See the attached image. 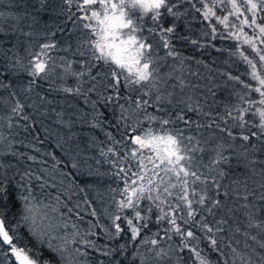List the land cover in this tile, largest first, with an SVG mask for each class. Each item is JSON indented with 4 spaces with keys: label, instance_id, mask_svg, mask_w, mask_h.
I'll return each mask as SVG.
<instances>
[{
    "label": "trees",
    "instance_id": "1",
    "mask_svg": "<svg viewBox=\"0 0 264 264\" xmlns=\"http://www.w3.org/2000/svg\"><path fill=\"white\" fill-rule=\"evenodd\" d=\"M78 1L0 0V92L13 94L23 104L19 119L24 135L17 142L20 149L13 155L14 158L3 157V164L0 165V189H3L0 191V211L6 226H12L21 209L20 174L30 173V167L27 166H38V159L44 149L60 152L53 140L41 131L38 123L43 118L39 115L41 102H49L51 99L52 103H59L65 100L68 101L69 108L87 116L91 115L92 107V117H96L95 122L99 128H93V125L87 127V124L93 123L85 117L80 118V129H89L94 135V141H101L100 145L110 144L116 154L124 157V160L116 164L124 162V169L134 172L139 170L141 153L137 152L136 158L132 157L135 146L130 137L137 135L139 130L135 128L134 132V124L128 119L124 118L123 121L115 100L124 101L128 107L135 109L136 100H147V105L137 109L141 114L168 120L166 125L185 129L199 136V146L195 147L193 155H189L192 157V170L201 177L195 184L191 183L194 178L189 177L188 193L195 210L194 216L189 218L186 205L177 200L180 194L178 189H170L172 195L162 205L165 212L175 216L182 232L192 230L196 238L181 236L167 219L157 222V217L161 215L155 206L158 201L143 199L137 208L146 219L137 224L141 226V231L135 239L131 238V230L124 226V236L120 237L124 238L127 245L124 253H132L138 239L151 237L159 240L165 237L178 248L179 262L182 264H200L191 251L193 248L209 264H245L246 261L248 264H264V259H261L264 257V248L260 247L264 243V228L256 226L264 224V133L259 128V112L264 110V104L260 101L264 97L255 91L260 87L259 81L253 79V69L240 55L243 52L252 60L256 64L255 71L264 77L259 57L249 44L244 43L243 33H247L248 38L253 39L256 47L262 50L264 43H261V39L264 37L259 36L257 27L241 25L245 17L252 16L247 11L244 0H236L238 13L230 0H169V6L174 5L172 12L175 15L170 14L166 8L160 10L161 17L156 22L150 19V14L145 15L147 29H151L149 36H155L154 39L148 38L161 43L166 39L168 50L175 55L174 60L185 70L181 71L184 73L183 77L178 78L174 69L179 64L172 63L171 66L166 62L162 77L163 89L155 93L153 89L144 91L135 85L125 86L122 78L118 89L111 88L106 84L104 76L97 74L96 68L90 71L91 77L94 74L98 76L95 81L97 88L91 91L89 89L88 93L81 87L76 92L66 91L77 79L71 78L70 84L55 86L42 74L35 77L32 75V57L40 53L43 43L51 39L58 40L61 44V30L70 25L71 18L82 21L77 16ZM209 8L213 14L205 18V12ZM225 17L226 21L221 23ZM256 18L257 24H264V11H257ZM168 27H173L174 31H162ZM237 33L240 39L236 38ZM233 77H239V80ZM28 94L31 97L30 106L26 103ZM83 96L89 100L87 106L84 105L86 98ZM109 96L112 97L111 100L108 99ZM242 109L247 111H241ZM74 116L75 114L73 119ZM241 116L243 120L239 119ZM241 123L244 124L243 127L240 126ZM105 130L111 137L106 139V135L102 134ZM253 132L257 135L251 136ZM243 135H249L250 140L244 141ZM28 140L34 142L35 146L25 148L24 144H29ZM30 151L36 155V159L31 160L27 156ZM148 167L151 168V165ZM163 174L160 173L161 176ZM132 179L135 177L129 172V180ZM167 180L168 176H165V181ZM172 181L176 183L175 177H172ZM201 181L208 184V198H205L203 205L198 202L200 196L206 194L200 186ZM156 182H159L158 178ZM193 189L195 196L192 195ZM149 194L157 195L156 192L144 195ZM214 201H219L218 207L213 206ZM177 204L180 207L174 212L170 211V206L175 208ZM149 208L152 209L150 212ZM209 208L212 210L209 211ZM133 211L130 209V212ZM184 220H188V223L185 224ZM144 223H147L146 228L142 226ZM204 224L212 227L213 232L209 233L202 227ZM217 228L221 230L217 232ZM17 234L20 239H14L13 242L18 247L39 252L41 262L48 260L51 264H61L57 255L37 241L24 226L17 229ZM210 238L217 240V246L211 244ZM105 246L109 247L108 244ZM0 249L7 254V259L0 256V264H15L9 248L0 244ZM90 251L92 260L96 256L102 257L96 254L94 248ZM115 251L114 254H119L115 256L124 260L121 249L116 248Z\"/></svg>",
    "mask_w": 264,
    "mask_h": 264
},
{
    "label": "rangeland",
    "instance_id": "2",
    "mask_svg": "<svg viewBox=\"0 0 264 264\" xmlns=\"http://www.w3.org/2000/svg\"><path fill=\"white\" fill-rule=\"evenodd\" d=\"M113 2H117V0H113ZM77 4L79 5L77 6L79 13L77 16L82 21H75L74 17L71 18L70 25H66L67 28L63 27L61 30L62 35L59 37L61 44L58 40L51 39L43 43V45L51 44L54 47L44 49L46 55L40 57L46 63V70L41 74L55 86L70 84L69 79L71 78L77 79L75 85L70 84L72 85L70 87L71 91L76 92L75 90L82 88L84 92L87 90L88 93V90L93 86H95V89L97 88L96 79L93 80L92 77H98L95 74L91 77L90 69L96 68L97 74L103 75L108 85L112 83V78L110 66L102 60L95 59L99 53L95 51L92 44L99 37L93 34V29L84 27L85 24L89 23L95 27V21L86 20L84 17L90 16L92 10L102 11V9L97 4L90 6L88 10H83V0H79ZM139 14L137 13V15ZM144 18L145 16L141 21L142 31L138 35L152 45L151 67L155 70L153 73L155 79L151 80V83L141 82L134 85L144 91L153 89L155 93V91L160 92L163 89L164 66L167 63L171 66L172 63H179L174 60V54L169 55L170 51L168 47L164 46V43L150 40L154 39L155 36H149L151 32L147 29ZM41 48L39 52H41ZM36 56L37 54L32 57V66L36 62ZM111 67H114V65ZM174 70L178 78L183 77L184 73L181 71H185L184 67L179 64ZM79 73H84V75H78ZM125 75H128V73L125 72ZM121 78L123 79V77ZM261 90L264 91V88ZM83 97L86 98L84 105L87 106L89 100L87 97ZM27 99L28 102L26 103L30 106L31 97L29 94ZM262 100L264 99L262 98ZM115 101L118 103L123 121L124 118L128 119L134 124L133 129L137 128L139 130L137 135H143L147 131H151L153 135L180 133L183 138L182 147L189 150L187 155H193V149L199 146L198 134H196L197 137L193 133L185 131V129H177L174 126L162 124L160 117L155 116L157 119L151 120L148 116L141 114L135 107H128L124 101L118 99ZM17 104L21 107L23 105L19 103L13 94L0 92L1 166L3 157L12 158L13 155H16V152L20 149L17 142L24 137L22 122L19 119L22 110L21 107L17 108ZM69 106L68 101L65 100L52 103L50 99L49 102L40 103L39 115L43 118L38 123L42 129L41 131L53 140L60 152L55 153L44 149L38 159V166L36 168L27 166L30 167V173L20 174L18 180L21 185L19 188L21 209L11 227H15L24 214L25 201L23 198L28 197L29 202L40 208L41 213H47V218H41L38 214L36 230L38 233L44 230L48 234L43 237V242L37 240L36 237L34 238L47 247L49 239L55 246H60L64 243V240L69 241L66 255L74 256L78 264H95V261L104 262L103 264H125V261L126 264H142V261L143 264H182L179 262L178 248L173 241L165 239V237L159 240L151 237L138 239L132 253L129 255H126V252L124 253L127 245L124 238L121 239L120 237L124 236V226L129 228L124 218L133 219L134 224L140 222L135 219L134 211L130 212V208L119 207V201L124 199L121 191L125 187V179L123 173L120 175H117V173L121 168H124V162L118 164L116 162L124 160V157L121 154H116V150L109 146L110 144L100 145L101 141L99 143L95 142L94 135L89 129H87L88 131L80 129L82 123L80 118L85 117L90 123H93L87 124V127L93 125L95 126L93 128H99V125L95 122L96 117H92V107L89 117L74 108H69ZM90 106L92 105L90 104ZM14 108L16 109L15 112L13 111ZM106 130L102 131V134H105L107 139L111 136ZM28 143L32 146L24 144L25 148L35 146L34 142L28 140ZM134 146V149H138L137 145L134 144ZM109 149H112V151L110 152ZM142 152L147 153L144 154L145 156L154 155L149 148L139 149L138 153ZM27 156L31 160L36 159V155L32 151ZM128 182L131 181L128 180ZM137 183L146 184V182L138 181ZM172 183L175 182L172 181ZM200 186L204 189V193L208 191L206 182H201ZM204 197L208 198L207 193ZM0 216H2L1 211ZM116 216L121 217L120 220L115 221V223L120 224L122 229L119 234L116 233L113 223ZM49 225H54V229H49ZM22 226L29 231L27 226L23 224ZM130 235L132 236V233ZM53 237L54 239H52ZM152 240H156L157 243L153 245ZM105 244H108L109 247ZM122 245L123 247H121ZM77 248L84 254L75 253ZM93 248L96 254L102 255V257L96 256L92 260L90 250H93ZM116 248L121 249L124 260L120 256H115V254L119 255L114 254ZM161 250H163L161 256L157 257L156 253L161 252ZM54 254L61 260L57 253ZM0 256L7 259V254L1 249Z\"/></svg>",
    "mask_w": 264,
    "mask_h": 264
},
{
    "label": "snow or ice",
    "instance_id": "3",
    "mask_svg": "<svg viewBox=\"0 0 264 264\" xmlns=\"http://www.w3.org/2000/svg\"><path fill=\"white\" fill-rule=\"evenodd\" d=\"M230 2L232 3L235 12L238 13L239 7L237 6L236 0H230ZM244 3L247 5V11L252 13V16L251 18L245 17L241 21V25L257 27L259 29V36L264 37V24H257L256 18L257 11H264V0H244ZM97 4L102 11L92 10L90 16L84 17L86 20L95 21V27L91 23L85 24L84 27L93 29V34L99 37L94 41L92 46L95 51L99 53L95 59L102 60L105 64L110 66L112 83L109 87L118 89L122 83L121 77H123V83L125 86L134 84L138 85L141 82L151 83V80L155 79L153 75L155 70L151 67L152 45L138 35V33L142 31L141 21L145 15L150 14V19L153 22H156L158 18L161 17L160 10L165 8L170 14L175 15V13L172 12V7H174V5L169 6V0H117V2H113V0H83V10H88L90 6ZM137 13L140 14L137 15ZM209 14H213L210 8L205 12V18H207ZM226 19L227 18L225 17V20L221 21V23H224ZM162 31L172 33L174 28L168 27ZM213 32H215V29H213ZM240 32H243V27L240 28ZM243 35L244 43L249 44L253 51L256 52L259 61L261 62V68L264 69V50L257 48L254 40L248 38L247 33H243ZM236 38L240 39L239 33L236 34ZM261 43H264V39H261ZM164 46L168 47V41L166 39L164 40ZM52 47H54V45H42L41 52L37 54L36 62L32 66V75L34 77L45 72L46 63L43 59H40V57L41 55H46L44 49ZM172 54L173 53L169 52V55ZM240 55L253 69V79L259 81L260 87H257L255 91L259 92L260 95L264 97V91L261 90L264 88V77L255 71L256 64L252 60L245 56L243 52H241ZM113 65L114 67H111ZM125 72H127L128 75H125ZM78 75L82 76L84 73H79ZM92 79L95 80L96 77L93 76ZM233 79L239 80V77H233ZM94 87L95 86H93V89H90V91L94 90ZM246 87L251 86L246 85ZM66 91H71V89H66ZM77 91H79V89H77ZM108 99L111 100L112 97L109 96ZM157 99H160V97L157 96ZM260 103L264 104V100H261ZM135 104L136 109H140L143 105H147L148 101L143 100L141 102L140 100H136ZM19 107L21 106L17 104V108ZM13 111L15 112L16 109L14 108ZM241 111H247V109H242ZM259 115L261 120L259 128L261 129V132L264 133V110H261ZM149 119L155 120L157 118L149 117ZM239 119L243 120V117L241 116ZM161 123L166 125L169 121L162 120ZM240 126L243 127L244 124L241 123ZM133 131L135 132V129H133ZM228 134L231 135V132ZM256 135L257 133L255 132L251 133V136ZM250 138L249 135L242 136L244 141H249ZM130 140L132 144L138 146V149H134L131 154L133 158H136L139 149L144 148L151 149L154 155L144 156L141 153L138 161V171L132 172L130 169L125 170L124 168L119 170L117 175L123 173L125 177V187L121 191V195L124 199L119 201V207L133 209L135 219L137 221H142L146 218L141 216V212L137 208L139 201L143 199L154 202L158 201L155 206L160 210L161 215L157 217V222L167 219L168 223L174 227L178 234L186 238L195 239L196 236L192 230L182 232L180 226L176 223L175 216H170L162 207V205L167 202L168 197L172 195L170 189H178L180 194L177 196V200L186 205L187 216L191 218L195 213V210L192 208V200L189 199V177L194 178L191 181L192 184L200 181L201 177L197 175L196 171L192 170V157L187 155L189 150L186 147H182V135L180 133L153 135L151 131H147L143 135L131 136ZM109 151L111 152L112 149H109ZM148 165H151V168H149ZM73 167H75V165H73ZM129 172H131L132 177H135L130 183L128 182ZM161 172L165 175L161 176ZM165 176H168L167 181H165ZM172 177H175L176 183H172ZM156 178L159 179V183H156ZM137 181H146V184H138ZM162 185L163 187H161ZM0 191H3V189H0ZM145 192H156L157 195L153 196L149 194L145 196ZM192 195H196L195 189L192 190ZM23 199L25 201L24 214L21 216L20 221L17 222L15 227H6L4 218L0 216V244L9 246V251L15 258L17 264H51V261L48 260H43V262H41V255L39 252H33L30 248L18 247L17 244L13 242L14 239H20L17 234V229H19L22 224L27 226L31 235L41 242H43V237L48 234L47 231L42 230L38 233L36 230L38 214L41 218H47V213H41L40 208L35 204H31L28 197H24ZM198 202L203 205L205 203V197L201 195ZM213 206L218 207L219 201H214ZM179 207V204H177L175 208L170 206V211L174 212ZM151 210V208L148 209L149 212ZM208 210L211 211L212 209L209 208ZM120 219V216H116L113 221L117 234H119L122 229L120 224L115 223V221ZM124 219L131 230L132 238L135 239L141 231V226L134 224L133 219L127 217ZM181 219H183V217H181ZM184 223L187 224L188 220H184ZM142 226L146 228L147 223H144ZM256 226L264 228V224H257ZM54 227V225H49V229H54ZM202 227L206 228L209 233L213 232V228L209 227L207 224L202 225ZM220 230L221 229L219 228L216 229L217 232ZM237 231H239V229H237ZM252 238L255 239V237ZM52 239H54V237ZM61 239L64 240L63 237H61ZM210 242L213 246H217L216 239L210 238ZM68 243L69 241L64 240L63 244L55 246L52 244L51 239H49L48 247L61 257V264H78V261L74 259V256L70 257L69 255H66V252L68 251ZM151 243L155 245L157 241L152 240ZM121 247H123V245ZM260 247L264 248V243H261ZM191 251L195 253L200 264H209L208 260L205 257H202L195 248L191 249ZM162 252L163 250L157 252L156 256L160 257ZM75 253H79L80 255L84 254L81 253L78 248L75 249ZM261 259H264V257H261ZM245 264H248V262L246 261Z\"/></svg>",
    "mask_w": 264,
    "mask_h": 264
},
{
    "label": "water",
    "instance_id": "4",
    "mask_svg": "<svg viewBox=\"0 0 264 264\" xmlns=\"http://www.w3.org/2000/svg\"><path fill=\"white\" fill-rule=\"evenodd\" d=\"M5 225H6V223H5ZM7 227V226H6ZM5 247H8L9 248V246H7V245H4ZM11 254V253H10ZM11 257H12V259H13V261L15 262V264H17V262L15 261V258L11 255Z\"/></svg>",
    "mask_w": 264,
    "mask_h": 264
}]
</instances>
